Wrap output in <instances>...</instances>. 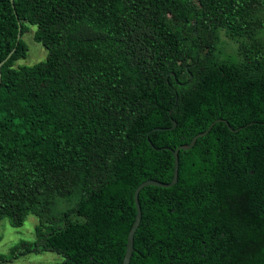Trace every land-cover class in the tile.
Instances as JSON below:
<instances>
[{"label": "trees", "instance_id": "16d2710c", "mask_svg": "<svg viewBox=\"0 0 264 264\" xmlns=\"http://www.w3.org/2000/svg\"><path fill=\"white\" fill-rule=\"evenodd\" d=\"M25 22L47 57L16 67ZM13 50L0 220L39 222L0 264L47 251L56 264H123L135 189L169 183L164 148L218 118L229 124L179 151L175 185L141 190L130 264H264V0H0V63Z\"/></svg>", "mask_w": 264, "mask_h": 264}, {"label": "rangeland", "instance_id": "374dc122", "mask_svg": "<svg viewBox=\"0 0 264 264\" xmlns=\"http://www.w3.org/2000/svg\"><path fill=\"white\" fill-rule=\"evenodd\" d=\"M27 31L23 35V41L27 44L29 51L26 58L16 61L15 66L34 65L41 62L47 57V49L34 39L37 29L36 25L25 22ZM225 40L228 38L224 37ZM228 51H232L234 45H225ZM38 218L33 214H29L24 224L14 227L10 223L9 218L0 220V253L9 254L10 249L23 240L33 241L36 239V227ZM64 260L63 256L57 252L47 251L40 254H29L17 260L4 264H56Z\"/></svg>", "mask_w": 264, "mask_h": 264}, {"label": "water", "instance_id": "95a60500", "mask_svg": "<svg viewBox=\"0 0 264 264\" xmlns=\"http://www.w3.org/2000/svg\"><path fill=\"white\" fill-rule=\"evenodd\" d=\"M13 1V0H12ZM20 26H19V33H18V41L21 39V22H19ZM15 50V49H14ZM14 50L0 63V84H1V68L3 66V64L11 57L12 53L14 52ZM170 115H172V110L170 111ZM218 122H224L229 124V122L226 119L223 118H218L215 121H213L211 123V125L208 127V129H206L203 132L198 133L197 135H195L191 142L189 144H182L180 146H178L177 148L173 149L170 147H165L164 149H167L169 151L172 152L173 156H174V170H173V177L172 180L169 183H165V182H161L159 180H155V179H148L145 180L144 182H142L136 189L134 192V200H135V204H136V215H135V220L132 224V227L129 230L128 233V239H127V245H126V253L123 259V264H130L131 262V258H132V254L134 252V237H135V233L141 223L142 220V207H141V203L139 200V195L141 190L149 185H154V186H158V187H164V188H169L172 187L173 185H175L178 181V176H179V151L180 150H190L191 148L194 147V145L196 144L197 140L200 137H204L205 135H207L209 133V131L212 129V127L218 123ZM172 123L173 125L171 126V128H174L177 126V122L172 119ZM166 128H154L152 131H159V130H164ZM230 129L232 131H238L239 129H232L230 127ZM150 144L152 145L153 148L157 149L152 142L150 141Z\"/></svg>", "mask_w": 264, "mask_h": 264}]
</instances>
